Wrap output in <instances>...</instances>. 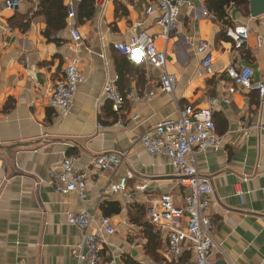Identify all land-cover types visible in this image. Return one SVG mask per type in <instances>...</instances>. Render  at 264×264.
<instances>
[{"label": "crops", "instance_id": "1", "mask_svg": "<svg viewBox=\"0 0 264 264\" xmlns=\"http://www.w3.org/2000/svg\"><path fill=\"white\" fill-rule=\"evenodd\" d=\"M5 1L0 0V264H77L72 251L82 233L67 224L66 213L104 216L103 210L114 211L107 217L116 230L103 254L115 257L117 264L125 258L156 264L143 250V225H152L147 209L164 195L182 207L190 190L169 159L148 154L140 137L161 121L176 120L186 107L207 109L211 98L225 96L229 103L213 109L221 149L195 151L193 157L212 186L207 215L214 239L234 264H264V97L234 86L225 73L232 65L249 67L253 82L264 83V14L251 12L252 3L257 2V9L262 0L232 2L226 9L228 26L208 11V0H184L178 29L167 41L157 25L156 0H107L103 7L94 3L93 18L83 22L77 17L81 0H65L76 15L79 41L73 40L67 19L66 28L47 41L44 19L33 16L38 0H16L14 9ZM149 7L152 12L146 14ZM15 14L29 21L28 30L9 26ZM137 22L165 53L166 71L176 79L173 94L159 91L161 70L131 63L115 50V44L129 41ZM237 26L250 29L241 49L225 35ZM201 41L212 57L208 74L201 73L202 56L196 52ZM72 60L84 82L71 109L56 115L49 96ZM110 82L120 93L154 96L147 103L126 101L118 114L108 103L98 109L102 88ZM108 154L123 155V161L102 173L92 160ZM66 157L88 174L84 198L60 195L48 184L49 171ZM129 175L127 188L135 203L125 205L121 195L106 189ZM154 231L161 235L160 253L166 260V236ZM211 260L221 264L216 253Z\"/></svg>", "mask_w": 264, "mask_h": 264}, {"label": "built area", "instance_id": "2", "mask_svg": "<svg viewBox=\"0 0 264 264\" xmlns=\"http://www.w3.org/2000/svg\"><path fill=\"white\" fill-rule=\"evenodd\" d=\"M160 17L157 25L162 33L161 37L168 40L170 35L178 29L180 10L184 0H156ZM107 0H95V5L103 7ZM5 5L14 9L18 5L16 0H6ZM152 12V7L146 14ZM76 15L72 8L68 10L67 20L72 26L71 36L79 41L76 27ZM135 33L126 43H118L114 48L126 59L134 64L148 63L153 68L162 71L159 79V91L173 94L176 79L166 71V55L156 48L154 38L142 30V24L134 25ZM250 29L237 26L226 29L225 35L233 41L236 49H241L247 42ZM257 47L261 45V38L256 39ZM198 55L202 56L201 69L211 73L212 57L205 42H199L196 47ZM226 76L233 85L246 91H255L259 98L264 97V83H254L253 71L249 67L229 66ZM84 82V75L78 68L76 60H72L63 72V79L57 83L48 100L49 107L56 115L66 114L72 107L73 99L78 87ZM154 96L153 92L138 94L131 90L121 94L114 82L107 83L102 88V97L97 103L100 109L109 104L111 110L118 114L126 101L132 103H147ZM230 98H211L209 107L194 110L186 107L180 111L176 120H164L156 124L150 131L140 137L141 145L150 155H165L170 165L182 179V184L189 188L190 194L183 198L184 205L177 206L173 198L164 195L157 205L147 209L150 223L166 236L164 256L167 261H177L184 254L190 253L188 264H214L211 257L214 253L219 256L221 264H234L228 257L223 245L217 242L212 234L214 228L207 211L211 207L209 197L212 186L209 178L201 175L194 160V152L206 150L217 151L223 145V137L215 133L213 109L219 104H228ZM136 118V117H134ZM123 161V155L108 154L93 158L92 162L104 173L117 169ZM131 175L121 178L117 184L109 185L106 191L119 194L125 205H132L135 199L128 191L127 181ZM88 174L74 168L70 158H64L59 166L51 169L48 174V184L58 194L67 196L76 193L84 198ZM67 224L79 229L82 233L80 245L72 251L77 258V264H117L113 256L103 254L108 237L116 233L110 218L98 216L95 213H66Z\"/></svg>", "mask_w": 264, "mask_h": 264}, {"label": "trees", "instance_id": "3", "mask_svg": "<svg viewBox=\"0 0 264 264\" xmlns=\"http://www.w3.org/2000/svg\"><path fill=\"white\" fill-rule=\"evenodd\" d=\"M65 0H38V6L33 16L41 17L45 22V30L43 37L50 41L51 34H57L66 28V19L68 14V7L63 2ZM236 2L235 0H208V11L220 21L223 26H228L226 9L231 3ZM94 3L95 0H81L77 11V17L79 22L88 21L93 18L94 15ZM8 24L11 28L19 29L25 32L29 28V21L25 17L15 14L9 21ZM125 57V56H124ZM126 58V57H125ZM124 94V93H121ZM125 95V94H124ZM6 105V109H7ZM214 121V120H213ZM114 212V211H113ZM103 210L104 216H108L110 213ZM117 212V209L115 213ZM143 237L146 243L143 246L144 253L156 264H188L191 258L190 253L184 254L177 261H166L161 255L162 238L158 232L154 231V227L150 224L143 225ZM122 264H137L130 258H125Z\"/></svg>", "mask_w": 264, "mask_h": 264}, {"label": "water", "instance_id": "4", "mask_svg": "<svg viewBox=\"0 0 264 264\" xmlns=\"http://www.w3.org/2000/svg\"><path fill=\"white\" fill-rule=\"evenodd\" d=\"M257 3V2H256ZM256 3H252L251 12L253 16H258L264 14V0H262V4L256 9Z\"/></svg>", "mask_w": 264, "mask_h": 264}, {"label": "rangeland", "instance_id": "5", "mask_svg": "<svg viewBox=\"0 0 264 264\" xmlns=\"http://www.w3.org/2000/svg\"><path fill=\"white\" fill-rule=\"evenodd\" d=\"M161 33H162V31H161ZM159 50V49H158Z\"/></svg>", "mask_w": 264, "mask_h": 264}]
</instances>
